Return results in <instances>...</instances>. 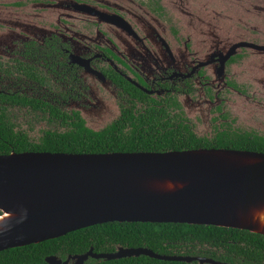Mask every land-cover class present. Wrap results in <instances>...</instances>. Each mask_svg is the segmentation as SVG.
<instances>
[{
	"label": "flooded vegetation",
	"instance_id": "1",
	"mask_svg": "<svg viewBox=\"0 0 264 264\" xmlns=\"http://www.w3.org/2000/svg\"><path fill=\"white\" fill-rule=\"evenodd\" d=\"M201 5L202 0H0V95L32 98L59 114L2 103L14 132L37 143L44 132H63L72 122L98 132L124 113L155 112L170 129L201 143L264 139V123L252 128L242 122L243 105L264 109V0H242V41L232 43L257 49L240 47L228 57L231 43L206 58L192 56L195 42L184 36L191 27L185 30L180 17ZM222 7L207 9L223 14ZM32 93L51 98L26 95ZM100 100L105 112H86ZM13 109L43 124L37 136L16 122Z\"/></svg>",
	"mask_w": 264,
	"mask_h": 264
},
{
	"label": "water",
	"instance_id": "2",
	"mask_svg": "<svg viewBox=\"0 0 264 264\" xmlns=\"http://www.w3.org/2000/svg\"><path fill=\"white\" fill-rule=\"evenodd\" d=\"M232 44L225 57L240 47ZM213 56V55H212ZM170 185L171 188H163ZM264 208V154L195 149L162 153H10L0 155V251L35 245L107 223L184 224L234 229L264 238L254 223ZM264 213V212H263ZM144 256L165 262L225 264L161 256L144 248L91 249L60 262Z\"/></svg>",
	"mask_w": 264,
	"mask_h": 264
},
{
	"label": "trees",
	"instance_id": "3",
	"mask_svg": "<svg viewBox=\"0 0 264 264\" xmlns=\"http://www.w3.org/2000/svg\"><path fill=\"white\" fill-rule=\"evenodd\" d=\"M18 105L39 110L44 115L59 114L45 103L26 97L0 95V155L23 152L104 154V153H162L195 149L241 150L264 154V139L242 138L231 143H201L185 137L179 129H170L155 112L120 120L98 132L72 122L63 131L44 132L37 143L29 142L18 131L1 106ZM144 248L161 256L207 258L225 264H264V238L246 231L184 224L107 223L94 225L62 237L35 245L0 253V264H44L46 256L63 259L85 253L112 252L115 247ZM85 264H197L196 262H165L144 256L101 261L88 259Z\"/></svg>",
	"mask_w": 264,
	"mask_h": 264
},
{
	"label": "rangeland",
	"instance_id": "4",
	"mask_svg": "<svg viewBox=\"0 0 264 264\" xmlns=\"http://www.w3.org/2000/svg\"><path fill=\"white\" fill-rule=\"evenodd\" d=\"M207 4L208 7H212L213 4V6L218 9H220V5H223L224 7L221 9L225 10V12L221 14L217 12V10L211 11L207 9ZM241 6L242 0H202V5L200 7H197L194 10L190 9V13H185V16L183 15L180 17L182 23L184 21L186 22L185 30L187 27H191L187 33H184V36H188V38L186 37L187 39L195 42V44H190L192 56L206 58L211 53H217L219 51L223 52L234 42L242 41ZM1 17L2 16L0 15V18ZM11 17L12 16L8 15V18ZM181 55L183 57L187 56L184 51H182ZM26 95L35 96L37 98L42 96L44 99L51 98V95H34V93ZM98 102H100L99 105L88 111L85 108L78 107L80 105L75 102H72V107L79 108L83 111L86 110V112L94 113V115H99L106 111L104 108L107 105L102 100ZM252 104L243 105L245 111L242 113V122L250 125L252 128H256L258 123H264V109L258 108L255 103ZM189 109L191 114H193L195 106L189 107ZM236 111L240 113L241 110L238 108ZM12 114L18 118L16 122L21 123V126H25L23 127L24 129H27V127L31 128L32 138H34L35 135L37 136L43 127V124L34 123L33 118L25 113V111L13 109ZM105 123L99 124L97 128L102 127Z\"/></svg>",
	"mask_w": 264,
	"mask_h": 264
},
{
	"label": "bare ground",
	"instance_id": "5",
	"mask_svg": "<svg viewBox=\"0 0 264 264\" xmlns=\"http://www.w3.org/2000/svg\"><path fill=\"white\" fill-rule=\"evenodd\" d=\"M163 188H167L168 189V188H171V186L170 185H166ZM261 211L264 212V208H262ZM263 212L261 213V215H259L257 217H254V219H253V222L254 223L255 222L258 223V225L261 226V227H264V213ZM5 218H10V216L9 215H3L2 217L0 216V224H1L2 220H4Z\"/></svg>",
	"mask_w": 264,
	"mask_h": 264
}]
</instances>
